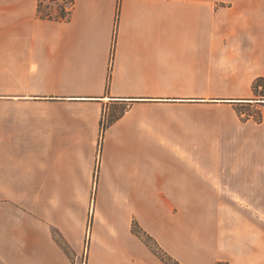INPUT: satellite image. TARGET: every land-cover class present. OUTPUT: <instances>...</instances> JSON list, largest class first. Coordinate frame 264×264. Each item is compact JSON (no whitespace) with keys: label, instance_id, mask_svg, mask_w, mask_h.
<instances>
[{"label":"crops","instance_id":"crops-1","mask_svg":"<svg viewBox=\"0 0 264 264\" xmlns=\"http://www.w3.org/2000/svg\"><path fill=\"white\" fill-rule=\"evenodd\" d=\"M71 1L0 50L48 103L0 106V264H166L134 223L177 264H264V0Z\"/></svg>","mask_w":264,"mask_h":264},{"label":"rangeland","instance_id":"rangeland-1","mask_svg":"<svg viewBox=\"0 0 264 264\" xmlns=\"http://www.w3.org/2000/svg\"><path fill=\"white\" fill-rule=\"evenodd\" d=\"M37 5V0H0V22L5 21L3 25L0 26V50L4 47H11L13 45L14 38H16L22 32L26 30L21 29L17 21L19 18H25L30 16L33 13L34 7ZM63 5L68 7V2L58 1L57 3L49 2L48 9L49 13L55 15L58 11V6ZM0 75V106H48V103H42L46 101H40L38 98L41 92L44 90V84L39 83H29V82H14L8 77L5 80H2ZM4 95H15V99H4ZM43 98V97H42ZM122 106L112 105L110 111H107L104 115L103 122L107 121L109 115H115L117 111L120 110ZM243 109H250L248 106L242 107ZM110 112V113H109ZM2 198V196H0ZM13 197V196H12ZM11 196H4V200H1L0 203L5 201L12 202ZM29 196H20L24 198L21 202L28 200ZM11 198V199H9ZM9 199V200H8ZM32 202L36 203H46L48 202V196H31ZM92 202L95 199V196H91ZM90 224V222H89ZM88 224V225H89ZM51 235L57 244V242H63L67 248L70 259L72 260V253L68 245L64 242L59 232L56 229L51 230ZM58 245V244H57ZM59 247V245H58ZM60 248V247H59ZM61 249V248H60ZM77 264H84V253Z\"/></svg>","mask_w":264,"mask_h":264},{"label":"trees","instance_id":"trees-1","mask_svg":"<svg viewBox=\"0 0 264 264\" xmlns=\"http://www.w3.org/2000/svg\"><path fill=\"white\" fill-rule=\"evenodd\" d=\"M58 1L68 2L69 6L66 7L63 5H59L57 13L55 15H52L51 13H49L48 3L49 2L57 3ZM72 5H73V2L71 0H37L36 14L35 15H36L37 19L44 20V21H67L69 19V16H70ZM259 88H260V90H259ZM252 90H253V93L255 95H260V96L264 97V79H262V78L256 79L253 82ZM125 109H126V107L124 106L119 111H117L115 115H109L106 122H103L104 118L102 119V121H101V138H102L104 132L106 131V129L124 114ZM258 120H260V117H258ZM101 142L102 141L100 140L99 148H98L99 151L101 150ZM95 176L97 177V170H96ZM132 231H133L134 235L139 237L149 248H151L155 252H157L158 255L160 256V258L166 264H177L174 261H172L171 258L166 257L165 254L161 253L159 251L157 245L155 244V242L152 240V238H150L148 235H146L139 228V226L136 225L135 223L132 226ZM57 244L62 249V251L66 255L69 256L67 248L64 245V243L63 242L62 243L57 242Z\"/></svg>","mask_w":264,"mask_h":264}]
</instances>
